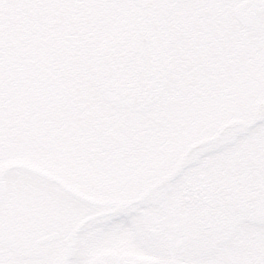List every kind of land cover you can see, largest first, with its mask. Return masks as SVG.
Here are the masks:
<instances>
[{
    "label": "flooded vegetation",
    "instance_id": "1",
    "mask_svg": "<svg viewBox=\"0 0 264 264\" xmlns=\"http://www.w3.org/2000/svg\"><path fill=\"white\" fill-rule=\"evenodd\" d=\"M124 1L123 18L108 15L97 30L91 10L97 0H0L4 20L13 28L18 21L16 35L29 28L56 54L84 56L96 37L111 34L94 68L106 111L85 105L80 127L92 131L89 156L97 176L124 188L119 195L130 201L115 212L86 206L57 184L35 190L28 181H13L0 207V264H264V113L239 118V126L225 128L217 143L188 161L176 157L166 192L136 191L151 156L170 145L168 124L154 118L146 126L136 111L152 106L153 86L162 83L166 91L175 66L213 69L210 91L219 95L242 81V70L264 66V0L248 27L236 13L247 0ZM113 48L121 51L116 64L124 58L123 85L137 87L136 105H114L101 93L102 65ZM176 124L186 126L181 119Z\"/></svg>",
    "mask_w": 264,
    "mask_h": 264
},
{
    "label": "rangeland",
    "instance_id": "2",
    "mask_svg": "<svg viewBox=\"0 0 264 264\" xmlns=\"http://www.w3.org/2000/svg\"><path fill=\"white\" fill-rule=\"evenodd\" d=\"M7 2V0H4ZM91 4L93 3V0H90ZM97 5L93 7V20L95 21V26L97 27V30H100L104 27L102 23L103 20L106 19L108 15H111L114 20H121L126 13L124 11L126 9V4L124 0H97ZM3 6L1 3L0 7ZM107 6L109 9H107ZM1 18L4 19L5 12L0 11ZM18 22V21H17ZM20 25V24H19ZM22 25V24H21ZM20 25V26H21ZM28 25L21 26L23 28H26ZM24 30V29H23ZM115 30V29H114ZM113 30V31H114ZM31 29L27 33H29ZM111 34L106 35H100L94 39V48L89 51V69L86 71L87 76V84L84 87V90L86 94L83 96V102H86V104L90 107H93L98 102V94H96V90L94 88V82H93V68L95 60L98 56V51L100 48V45L104 44ZM254 68V67H253ZM235 76V75H234ZM251 81L249 87L244 86V81L238 82L236 86L235 83L232 84V87L230 88L229 92L223 95L216 94L214 96V99L211 101L205 100L203 103H201L199 106H196V103L194 105H189L190 103H186L184 98L182 100H179L177 103L172 104L173 98H170L168 102L166 100L162 101L158 105L154 106L152 109V112L154 113V116L157 119H162L168 115H170L169 110L172 111V116L169 119H163L165 122H171L174 125L178 122V120L185 116L187 117V120L185 122L187 123L186 129L184 132L183 130H178V132H181L180 134H183L181 138L178 140L177 145H180L181 143L186 142V140L193 141L195 139L204 138L208 134H213L218 130L219 125H221L222 121H230L231 119L235 117H239L242 112H245L249 106L254 103V101L260 99L264 95V73L263 74H252ZM205 88H209L208 86H204ZM210 89V88H209ZM170 90H175L179 93H188L189 87L185 83V81L180 77V75L177 74V79L173 83V85L170 87ZM235 94V95H233ZM240 95L238 98L236 95ZM225 98V100H222L221 98ZM196 97H200L199 93L196 95ZM98 99V100H97ZM221 99V102L223 103V107L221 106L219 109H217L215 105V102L219 101ZM236 99V100H235ZM82 102V103H83ZM84 104V103H83ZM210 109L214 110L212 113H210ZM217 109V110H215ZM185 111H188V114L186 115ZM220 117V118H218ZM82 120L81 117L75 115V114H69L66 115L64 119L58 121L55 124H51L48 126L49 131L44 134L46 137L48 136L51 139V146L49 148H45L44 146H41L40 149H27L24 148L21 151H17L15 156L16 157H27L28 160L32 163H35L37 165L43 166L41 168L49 171L47 168L58 170L59 165H63L62 168H65V165L70 166L69 169L71 174L69 175V178L71 180L80 179V180H87V177L94 175L93 171L90 172L88 167H76V165H86L83 162H79L83 158H88V153H85V151L82 149L81 144L78 142L80 131L79 128V122ZM159 122V121H157ZM164 122V123H165ZM162 123V122H161ZM178 127L180 125L177 124ZM181 128V127H180ZM174 130H171L173 132ZM187 131H189V134H187ZM89 131L84 132V136H89ZM42 142V141H41ZM45 142V140H44ZM46 146V145H45ZM170 149L165 148L163 149V153L161 154V157L158 159V163L163 165L166 163V161L169 159ZM87 156V157H86ZM62 161V162H61ZM66 161V162H64ZM8 162H0V181L2 180H9L15 174L16 172L7 171L5 172L4 169L7 168ZM46 167V168H45ZM75 170V173H74ZM4 171V172H3ZM97 171V170H96ZM4 176V177H3ZM156 175H153L150 179L155 177ZM3 177V178H2ZM36 182L42 183L43 181L40 178H33ZM149 178L145 179V182ZM92 180V179H91ZM47 185V184H46ZM49 186V185H47ZM50 187V186H49ZM82 191L89 193L93 196H96L98 198H104V199H112V198H118L121 197L119 195V188L110 185L109 183L103 184L102 186L93 184V185H79L78 186ZM137 189L136 191H138ZM8 194V185L6 186L5 192L1 193L0 190V198L3 197L2 202H4Z\"/></svg>",
    "mask_w": 264,
    "mask_h": 264
},
{
    "label": "trees",
    "instance_id": "3",
    "mask_svg": "<svg viewBox=\"0 0 264 264\" xmlns=\"http://www.w3.org/2000/svg\"><path fill=\"white\" fill-rule=\"evenodd\" d=\"M19 59L31 62L27 54L17 58L11 37L0 34V154L12 152L31 139L33 129L50 116L38 113L39 105L46 101L37 96L42 92L40 82L30 78L29 69L42 71V65L17 67Z\"/></svg>",
    "mask_w": 264,
    "mask_h": 264
},
{
    "label": "water",
    "instance_id": "4",
    "mask_svg": "<svg viewBox=\"0 0 264 264\" xmlns=\"http://www.w3.org/2000/svg\"><path fill=\"white\" fill-rule=\"evenodd\" d=\"M25 167L29 168L30 170L34 171L35 173H38L39 175H42V176H45V177H47L49 179L55 180V178H53L52 176H50V175H48V174H46L44 172L38 171V170H36L34 168H31L29 166H25Z\"/></svg>",
    "mask_w": 264,
    "mask_h": 264
}]
</instances>
